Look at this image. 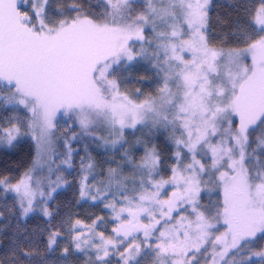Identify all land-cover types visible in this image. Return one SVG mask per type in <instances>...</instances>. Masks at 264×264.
<instances>
[{"label":"snow or ice","instance_id":"1","mask_svg":"<svg viewBox=\"0 0 264 264\" xmlns=\"http://www.w3.org/2000/svg\"><path fill=\"white\" fill-rule=\"evenodd\" d=\"M28 4L0 0V112L9 113L0 116V149L29 135L36 149L15 183L0 178V189L15 194L7 211L16 217L0 264H71L73 252L90 250L87 264H111L113 255L119 264H264V0H236L234 20L217 16L228 29L219 40L212 0H31L22 10ZM141 62L155 70L158 86L138 100L121 91L119 73ZM21 111L23 118L13 114ZM58 114L76 117L79 137L122 150V163L110 162L117 166L105 183L96 181L92 157L81 159L78 202L108 200L118 222L113 235L99 233L95 242L102 217L90 227L61 220L75 233L74 248L49 260L63 233L48 202L71 183L51 177L72 167L78 140L76 133L65 140L66 158L53 169ZM138 125L147 138L129 142L125 130ZM105 129L108 137H97ZM161 131L174 149L170 164L153 143ZM217 189L222 200L201 203L202 193ZM36 212L48 218L44 253L45 229L29 233L23 224Z\"/></svg>","mask_w":264,"mask_h":264},{"label":"trees","instance_id":"2","mask_svg":"<svg viewBox=\"0 0 264 264\" xmlns=\"http://www.w3.org/2000/svg\"><path fill=\"white\" fill-rule=\"evenodd\" d=\"M53 2H56V0H53ZM60 2H67V0H60ZM235 2L236 0H212L209 14L212 17L211 31L215 34L213 37L214 39L219 40V38L228 31L227 28L222 27L216 22V17L219 16L221 18L234 20L237 13L230 5ZM122 76L125 79L121 83L126 91L132 92L136 89L142 88L141 93L143 95L147 96L148 94H156L155 89L158 86V77L147 65L137 64L122 74ZM8 114L9 113L0 112V116H6ZM13 114L20 115L22 118L25 115L23 111ZM69 124H71V119H65L62 116L57 118L58 130H62L63 127H67ZM157 145L161 150L162 156L165 158V163H172V160L167 159L171 156L172 148L163 136L157 137ZM95 154L97 156H102V154L98 155L96 152ZM33 158L34 147L29 141L19 143L10 151L0 149V178L7 176L10 183H15L23 175L25 170L31 166ZM162 169L164 170L163 166ZM165 173L168 175L166 171ZM68 178V181L71 182L70 185H68L65 190L58 193L49 203V208L54 210L53 224L56 227H59L60 231L63 233L60 237L61 240L59 246L56 247L57 249L55 253L46 254V258L49 260H53L60 256V252L62 251L60 248L67 246L70 249V252L73 250L72 236L75 233L70 231V224L61 226V220L70 219L71 223H75L77 219L82 222H89L95 218V216H101L99 205L92 206L81 200L78 202L79 196L75 174L71 173ZM13 203L14 196L9 193H4L3 190L0 189V211L5 212V216L0 218V226L5 223L9 225L3 233H0V256L3 255L4 249L8 247V238L12 236V229L16 225V217L10 216L7 211L8 208L13 206ZM47 222L48 218L46 219L38 214H32L23 221V224L26 225L29 233H31L33 229H45L40 236V251L42 253L45 252L44 244L48 238ZM82 255L73 252L68 259L71 264H83V260L85 259L83 257L84 255Z\"/></svg>","mask_w":264,"mask_h":264},{"label":"rangeland","instance_id":"3","mask_svg":"<svg viewBox=\"0 0 264 264\" xmlns=\"http://www.w3.org/2000/svg\"><path fill=\"white\" fill-rule=\"evenodd\" d=\"M31 2V0H29V3ZM30 6V4L28 5H22V10H27V8ZM146 35H149L150 33L146 31L145 33ZM139 47V45H137V48ZM139 65H147L149 68H151L154 72L155 70L152 68V66L150 64H148L147 62H141L138 63ZM137 65V64H136ZM126 71L121 70V72L119 73V75L124 74ZM119 79V76H118ZM137 90V89H136ZM136 90L129 92L126 91L121 83V91L128 93L129 95H132V97L134 99H143L145 98L146 95H141L139 97L135 96V92ZM140 92L142 90V88H139ZM64 117L65 119H71V124L67 125V127H63L62 130H58L56 128L55 131V135L53 136V144H52V151L56 154H58V158L56 156H53L52 159H54L56 161L55 164L52 165L53 169H55L56 165L59 164L60 160H63L66 158V156L64 155L65 152V148H64V142L65 140L68 139V137H70L73 133H76L78 135V140L77 141H73L72 142V147L73 149H75V153L72 157V167L68 168L67 165H61V170L60 172H56L55 174L52 175V179L55 180L56 176H62L64 179L68 180V176L71 173L75 174V179L77 182V187H78V191H79V183L81 180V177L83 175L82 171H81V159L85 158L84 163L87 164V155H90L92 157L93 162L95 163L96 167L93 170V174L96 175V181H104L105 183L106 181V172L107 169L109 167H116L117 163H122L121 161V151H116L114 149H110V148H105L102 146H99L101 144H103V141H99L97 142V140H94L91 136H88L86 138L84 137H79V133H80V129L78 126V123H76V117L72 116L71 118H69V116L66 115H62V114H58V117ZM125 137L129 142H135V140L137 138H141V139H146L147 135H148V130L147 128H144L141 125H138L136 129H126L125 130ZM99 136H104V137H108V132L107 130H101L97 132V137ZM158 136H163L164 139L166 140V136L167 133L164 131H161L159 133H157L153 139V143L157 144V137ZM24 141H29L32 143L33 147H34V157L36 154V149H35V144L31 138V136H25L23 137L19 143H22ZM167 141V140H166ZM18 143V144H19ZM17 144V145H18ZM16 145V146H17ZM85 145H87V152L85 151ZM170 145V144H169ZM128 145H125V147H127ZM172 148V151L174 150L172 145H170ZM140 147V151H136L134 153L135 157L137 159H139V157L143 154V149L142 146H138ZM14 149V148H13ZM12 150V149H11ZM96 153L102 154V156H97ZM100 159V160H99ZM112 160H115L117 163H110ZM32 165V164H31ZM125 174H127L128 172V168L124 169ZM161 172L163 175L166 176V173L163 169H161ZM41 175L43 176H47L48 172H47V168H45L44 172L41 173ZM89 182L91 183L92 180L91 178L89 179ZM68 185H65L63 188H60L57 190L56 193L53 194V196L55 197L58 193H60L61 191L65 190L67 188ZM9 194L15 196L14 193L8 192ZM111 198L109 197V200ZM218 200H222V194L219 192V190H213L212 192H204L202 193V198H201V203L202 204H209L210 202H216ZM83 202H86L92 206H97L99 205L101 211L100 214L101 216H95V218H93L90 222H83V225L86 226H91L93 224V221H96L97 217H102V221H96V226L94 229V240L96 243H99V233H103L105 238H108L110 236L113 235L112 229L114 227L117 226V221L114 220V214L112 213L111 209L106 208L105 207V203L108 202V200L105 201H101V200H90V199H85V200H81ZM51 202V200L48 202V207H49V203ZM33 214H38L42 217H44L41 213L36 212ZM32 215V214H30ZM47 219V217H44ZM147 221H145L146 223ZM219 231L217 232V235L220 234V232L224 231V228L222 225H218ZM78 230L82 231L83 233L86 234V236L88 235H93L92 233H89L88 227L85 226H78ZM140 236H142V234H139ZM60 237L58 238V246L60 243ZM137 242L139 243L140 240L138 239ZM57 246V247H58ZM124 247H127V245L125 244ZM74 248V245H73ZM57 249V248H56ZM63 249V248H60ZM59 250V249H58ZM123 250V248H121V251ZM61 251V250H59ZM74 253H79V254H83L80 252H74ZM84 255V254H83ZM82 255V256H83ZM85 260H83V264H87V260L88 257H92L94 259V253L90 250L88 252V256L85 257V255L83 256ZM111 264H119V258L116 255H113L111 258ZM141 264H151V260L148 258H145L144 260H142Z\"/></svg>","mask_w":264,"mask_h":264}]
</instances>
